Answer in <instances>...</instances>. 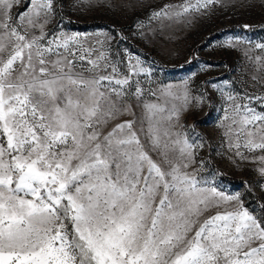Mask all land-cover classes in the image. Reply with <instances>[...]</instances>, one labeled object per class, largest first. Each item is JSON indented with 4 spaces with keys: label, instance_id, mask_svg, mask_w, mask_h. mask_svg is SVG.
<instances>
[{
    "label": "snow or ice",
    "instance_id": "snow-or-ice-1",
    "mask_svg": "<svg viewBox=\"0 0 264 264\" xmlns=\"http://www.w3.org/2000/svg\"><path fill=\"white\" fill-rule=\"evenodd\" d=\"M20 4L0 0V264H264V207L189 172L193 146L163 106L109 128L143 101L139 58L113 35L49 31L57 0ZM174 98L187 105V85ZM225 99L230 147L264 153V94Z\"/></svg>",
    "mask_w": 264,
    "mask_h": 264
},
{
    "label": "rangeland",
    "instance_id": "rangeland-1",
    "mask_svg": "<svg viewBox=\"0 0 264 264\" xmlns=\"http://www.w3.org/2000/svg\"><path fill=\"white\" fill-rule=\"evenodd\" d=\"M185 2L89 0L81 4L77 0H57L48 30L58 26L60 31L86 34L91 40L104 39L102 34L116 36L111 41L113 51L131 54L133 61L138 57L148 74L135 77L145 90L141 103L128 101L135 115L125 113L109 128L121 121L144 119L143 103L160 104L165 117L171 114L167 124L172 125V132L193 146L195 163L188 171L198 170V178L225 194L238 193L248 210L262 214L264 174L260 169L264 163L258 158L264 153L241 147L245 158L236 155L226 135L224 116L227 93L264 94V49L257 47L264 44V0H217L206 10L183 13ZM161 10L167 15L153 16ZM177 12L182 14L178 16ZM121 71H125L123 65ZM185 85L189 91L187 105L183 98H174L182 97ZM168 88L174 95L161 96V90ZM256 107L259 111L260 105ZM221 174L239 182H229ZM250 193L258 196L260 206L251 201Z\"/></svg>",
    "mask_w": 264,
    "mask_h": 264
},
{
    "label": "trees",
    "instance_id": "trees-1",
    "mask_svg": "<svg viewBox=\"0 0 264 264\" xmlns=\"http://www.w3.org/2000/svg\"><path fill=\"white\" fill-rule=\"evenodd\" d=\"M222 178L224 177V175H220ZM225 178V177H224ZM225 179H227L229 182H233V183H237V182H239V180H236L235 178H233V177H229V178H225ZM251 194V196H252V202L254 203V204H256V205H258V204H260L261 205V202H260V200H259V198H258V196L257 195H255V194H253V193H250ZM260 205H258V206H260ZM261 208L262 207H264L263 205L262 206H260Z\"/></svg>",
    "mask_w": 264,
    "mask_h": 264
}]
</instances>
